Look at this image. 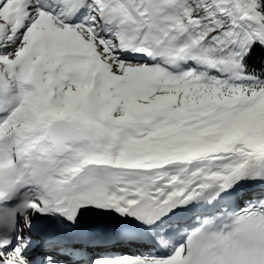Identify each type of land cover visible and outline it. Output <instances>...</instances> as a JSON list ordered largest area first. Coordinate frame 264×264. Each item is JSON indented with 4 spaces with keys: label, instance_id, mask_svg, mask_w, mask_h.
<instances>
[{
    "label": "snow or ice",
    "instance_id": "obj_1",
    "mask_svg": "<svg viewBox=\"0 0 264 264\" xmlns=\"http://www.w3.org/2000/svg\"><path fill=\"white\" fill-rule=\"evenodd\" d=\"M0 264H264V0H0Z\"/></svg>",
    "mask_w": 264,
    "mask_h": 264
}]
</instances>
